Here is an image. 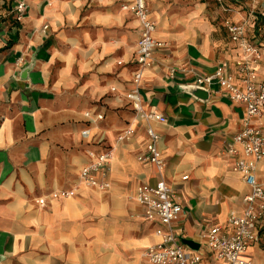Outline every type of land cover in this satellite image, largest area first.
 <instances>
[{
	"label": "crops",
	"instance_id": "obj_1",
	"mask_svg": "<svg viewBox=\"0 0 264 264\" xmlns=\"http://www.w3.org/2000/svg\"><path fill=\"white\" fill-rule=\"evenodd\" d=\"M129 1L0 0V264H151L144 253L159 240L160 223L144 217L133 194L161 176L184 210L177 234L199 244L206 264H220L202 234L215 225L228 230V217L242 213L250 191L226 153L245 105L217 86L200 98L182 85L219 61L232 67L241 51L224 22L251 12L264 17V0H146L154 36L165 45L153 51L140 95L147 110L164 115L162 124L140 120L126 97L140 36L139 21L123 8ZM257 22L247 34L261 48L254 67L264 82V24ZM170 66L193 74L171 78ZM253 123L264 128V107ZM130 124L135 134L117 140ZM146 124L160 134L161 175L137 158ZM109 148V188L83 185L78 173L89 151ZM256 177L264 187V157ZM69 189L71 196H51ZM257 230L244 255L264 264V215Z\"/></svg>",
	"mask_w": 264,
	"mask_h": 264
},
{
	"label": "built area",
	"instance_id": "obj_2",
	"mask_svg": "<svg viewBox=\"0 0 264 264\" xmlns=\"http://www.w3.org/2000/svg\"><path fill=\"white\" fill-rule=\"evenodd\" d=\"M25 8L24 1L18 3V19ZM123 8L132 12L140 27L132 86L126 92V97L140 120L146 123L150 121L165 123L163 114L147 110L143 106L140 95L143 71L153 64V51L164 46L165 42L154 36L156 24L149 15L146 0H130ZM256 18L255 13L251 12L239 22L225 20L228 36L240 49V55L232 62V67L226 60L219 61L212 72L195 74L192 83L208 89L217 86L227 92L231 101L245 105L242 125L228 143L226 153L233 157L232 170L241 174L250 191L243 197L242 213L228 217V230L215 225L202 234L207 249L214 254L220 264H252L244 254L258 239L257 225L264 215V187L256 177L257 164L264 157V128L253 123L264 107V82L258 80L254 67L261 58V48L259 44L251 41L247 34L248 27ZM168 71L171 78H175L178 73L193 74V69L187 66H170ZM84 115L91 117L88 111ZM102 117V114H97L95 118ZM145 130L147 140L144 151L137 158L141 162L153 165L161 175L165 168V160L159 149L160 134L149 124H146ZM135 131V127L130 124L118 132L116 139L129 140ZM82 133L86 134L87 130H83ZM88 156L89 160L80 167L79 181L87 187L107 190L110 186L108 176L111 149L92 150ZM187 178L188 175L181 176L183 180ZM73 194L74 189L57 190L52 192L51 196L57 198ZM133 197L142 207L146 219L157 220L160 223V227L155 230L159 240L150 245L144 253L151 264H206L201 251L184 249L174 226L184 210L176 199L174 190L162 176L153 184H138Z\"/></svg>",
	"mask_w": 264,
	"mask_h": 264
},
{
	"label": "water",
	"instance_id": "obj_3",
	"mask_svg": "<svg viewBox=\"0 0 264 264\" xmlns=\"http://www.w3.org/2000/svg\"><path fill=\"white\" fill-rule=\"evenodd\" d=\"M32 66V63H30L28 66L24 67L22 72H21V77L25 78L27 76V71L30 70ZM182 88L187 90L189 93L199 96L200 98H207L209 90L208 88L197 86V85H192V84H187V85H182ZM181 242L190 248L197 250L199 247V244L194 242L193 240L189 239H184L181 236L179 237Z\"/></svg>",
	"mask_w": 264,
	"mask_h": 264
},
{
	"label": "trees",
	"instance_id": "obj_4",
	"mask_svg": "<svg viewBox=\"0 0 264 264\" xmlns=\"http://www.w3.org/2000/svg\"><path fill=\"white\" fill-rule=\"evenodd\" d=\"M256 20L259 21V22H257L256 28H258L260 25L264 24V17H262L261 15L260 16L257 15Z\"/></svg>",
	"mask_w": 264,
	"mask_h": 264
},
{
	"label": "rangeland",
	"instance_id": "obj_5",
	"mask_svg": "<svg viewBox=\"0 0 264 264\" xmlns=\"http://www.w3.org/2000/svg\"><path fill=\"white\" fill-rule=\"evenodd\" d=\"M217 1L222 2V0H217Z\"/></svg>",
	"mask_w": 264,
	"mask_h": 264
}]
</instances>
